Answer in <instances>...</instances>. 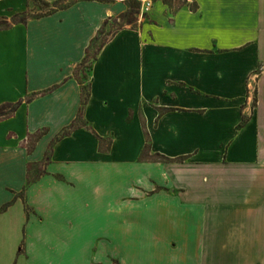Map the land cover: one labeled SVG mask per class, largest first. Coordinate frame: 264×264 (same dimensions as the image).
I'll list each match as a JSON object with an SVG mask.
<instances>
[{
  "label": "crops",
  "instance_id": "1",
  "mask_svg": "<svg viewBox=\"0 0 264 264\" xmlns=\"http://www.w3.org/2000/svg\"><path fill=\"white\" fill-rule=\"evenodd\" d=\"M28 1L0 4L24 11ZM128 12L124 0H78L0 30V208L13 203L0 221L21 208L20 255L29 258L36 227L59 264H104L83 262L76 249L97 241L157 246L159 226L169 230L166 239L174 234L167 245L196 246L183 260L198 264L264 246V0L174 7L155 0L144 18ZM120 15L126 24L88 72L83 117L92 130L77 127L55 142L81 110L75 71L102 26ZM43 129L29 152L30 137ZM93 131L113 140L108 152ZM146 131L153 152L188 160L140 162ZM259 256L264 263V251Z\"/></svg>",
  "mask_w": 264,
  "mask_h": 264
},
{
  "label": "rangeland",
  "instance_id": "2",
  "mask_svg": "<svg viewBox=\"0 0 264 264\" xmlns=\"http://www.w3.org/2000/svg\"><path fill=\"white\" fill-rule=\"evenodd\" d=\"M69 1L72 0H65L64 3H69ZM128 7L129 14L135 13L136 10L133 7L131 8L129 5ZM17 8H19V5L12 7L7 6L6 4H0V30L9 29L15 25L27 24L30 20H37L41 14L48 10L47 8L42 7L41 3L37 0H29L28 7L24 11H19ZM123 18L124 16L122 15L111 18L108 22L109 25L104 24L102 26L105 31L97 42L98 45L105 43L115 32L126 24ZM84 80L88 83V79ZM5 116L1 119H5ZM31 143L32 142L30 141L28 144L29 147L31 146ZM37 168L38 166L35 167V169ZM31 172L32 174L36 173L34 170H31ZM4 183L5 182L0 181V206L6 200V196L3 193ZM22 216L23 212L21 208L15 207L0 221V264H59V255L57 256L56 251H53L56 247H54V245H44L39 240L36 227L31 228L30 237L27 241L29 258L20 255V249L22 248L21 242L24 239L23 229L25 225H22ZM161 229L162 227L159 226V244L157 246H151L150 244L125 246L112 241H97V245L95 246H79L76 247V249L79 248L82 250L84 257L83 262L90 261L93 263L95 261L96 263L101 259L104 264H108L107 259L109 258L107 256L111 255V258L119 259L126 264H198L197 259L196 262L183 260V258L185 259L187 257V251H191L192 253L197 251L196 246L180 247L175 243L167 245L166 242H168L172 236L174 237V234L170 231V237L169 239H166L165 233L169 230L166 228L163 230ZM94 248H97V250H94ZM263 251L264 246L261 245L239 246L238 251L235 253V256L231 258V261L223 260L220 264H264L259 256ZM222 258L225 259L224 257ZM109 263L112 264L111 261H109Z\"/></svg>",
  "mask_w": 264,
  "mask_h": 264
},
{
  "label": "trees",
  "instance_id": "3",
  "mask_svg": "<svg viewBox=\"0 0 264 264\" xmlns=\"http://www.w3.org/2000/svg\"><path fill=\"white\" fill-rule=\"evenodd\" d=\"M41 3L42 7L47 8L48 10L41 14L39 18H43L46 16H50L54 13H56L59 10H63L66 8L71 7L73 4H75L76 0H72L69 1V3H64L65 0H57L53 3H49L45 0H37ZM86 1H97V2H101V3H113L116 0H86ZM127 2V4L132 8H134L136 11L138 12L140 10V3L137 0H124ZM181 0H164V2L168 5H170L171 7L176 6ZM136 3V4H135ZM192 9L196 10L197 9V5H192ZM104 28H101V30L99 31L98 35L92 40L89 48L87 49V53L86 56L83 60V62L81 63V65L77 68V70L75 71V77L77 78V80L79 81V83L81 84L82 87V106H81V110L80 113L78 115V117L76 118V120L67 128L63 129L61 131V133L57 136V138L55 139V142L57 140H60L62 138H65L66 136L70 135L77 127H86L88 129H91V127L88 125V123L84 120V110L85 107L87 105V103L90 100L91 97V86L90 83L85 82L84 79H88V72L92 69L93 67V63L97 60L98 55L102 49V47L104 46V44L106 43H101L100 45L97 44V42L100 40V37L104 34ZM255 104H256V100H255ZM131 117H129L130 120ZM248 121V118H244L242 123L240 124L239 128H241L242 126H244ZM92 130V129H91ZM48 132L47 129H43L39 132H37L36 134L32 135L30 137V141L31 146L29 147V152H32L36 146V143L44 136L46 135ZM94 132V131H93ZM94 134L96 135V137L99 139L100 142V150L102 152H108L111 147H112V143L113 140L112 139H104L102 137H100L96 132H94ZM55 142L52 143V145L50 146L48 152L46 153V157H45V163H48L52 154V148L55 144ZM186 160H188L187 156H182V157H177V158H170L167 157L161 153H155L152 150V145H151V138L149 133L146 131V145L139 157V161L140 162H153V163H183ZM35 167H37L36 165H31L29 170H33ZM30 183L33 182L32 178L29 181ZM21 198H24V193H21L19 195ZM13 203H7L4 206H2L0 208V214H2L3 212L7 211L8 208L12 205ZM100 264V263H97ZM112 264H121V262L117 259H113L112 260Z\"/></svg>",
  "mask_w": 264,
  "mask_h": 264
},
{
  "label": "built area",
  "instance_id": "4",
  "mask_svg": "<svg viewBox=\"0 0 264 264\" xmlns=\"http://www.w3.org/2000/svg\"><path fill=\"white\" fill-rule=\"evenodd\" d=\"M141 7H140V16L144 18L147 16L154 7L155 0H137Z\"/></svg>",
  "mask_w": 264,
  "mask_h": 264
}]
</instances>
